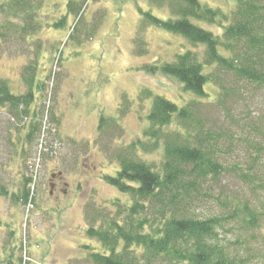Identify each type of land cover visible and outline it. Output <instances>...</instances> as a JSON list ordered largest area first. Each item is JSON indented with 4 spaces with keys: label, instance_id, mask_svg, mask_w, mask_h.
<instances>
[{
    "label": "trees",
    "instance_id": "1",
    "mask_svg": "<svg viewBox=\"0 0 264 264\" xmlns=\"http://www.w3.org/2000/svg\"><path fill=\"white\" fill-rule=\"evenodd\" d=\"M33 1L7 0L12 18L21 19L22 37L35 43L42 21L35 6L40 1ZM65 3L64 13L50 28L68 31L64 45H81L102 20L86 18L85 0ZM148 4L169 17L161 20L139 10L133 53H146L143 34L151 27L200 48L142 68L148 75L177 81L191 98L179 104L149 90L139 93L144 100L151 98L141 138L111 154L118 169L103 179L127 200L112 202L113 215L88 205L85 235L101 248L88 253L89 264H264L256 247L258 240L264 242V124L263 119L246 122L240 110L248 92H264V0H233L225 14L198 0ZM35 47L36 59L42 57V46ZM37 65L28 64L20 72L23 92L18 95L0 79V106L19 123L36 97L46 92L50 77H39ZM118 118L101 117L99 132L104 126L124 132ZM36 121L37 114L25 126L30 146L40 131ZM157 151L158 164L141 159ZM31 178L23 175L11 192L0 185V196L21 207L32 204ZM9 233L13 236L14 230ZM10 238L11 256L0 264H26L23 241Z\"/></svg>",
    "mask_w": 264,
    "mask_h": 264
},
{
    "label": "rangeland",
    "instance_id": "2",
    "mask_svg": "<svg viewBox=\"0 0 264 264\" xmlns=\"http://www.w3.org/2000/svg\"><path fill=\"white\" fill-rule=\"evenodd\" d=\"M39 1L35 6L40 9L38 20L42 21V30L34 35V40H39L32 43L22 37L21 19L12 18L9 2L0 0V79L18 95L23 92L20 72L24 66L38 63V76L50 77L45 81L46 92L36 97L22 122H17L0 106V185L11 192L23 175L31 176L29 189L33 197L32 204L21 207L9 197L0 196V260L10 258V237L17 236L26 246L21 256L23 263L89 264L88 253L101 252V248L85 235L88 205L113 215L116 208L112 202L118 200L123 204L127 200L103 179L105 175L114 176L118 169L111 154L141 138L151 98L144 100L139 93L149 90L153 96H163L179 104L191 98L182 92L177 81L161 74L148 75L142 68L170 62L177 52L200 48L151 27L143 34L146 53L134 55L139 10L161 20L169 17L166 11L149 7L148 0H85L86 18L102 21L83 44L64 45L68 31L50 27L61 18L67 0H34L33 3ZM198 1L224 14L233 7V0L232 3L231 0ZM37 44L42 46L44 58L39 54L36 59ZM213 96L214 93L212 99ZM244 99L240 105L242 118L253 123L263 119L264 124V92L257 95L248 92ZM35 114L40 131L30 146L25 141V126ZM104 116H118L117 122L124 132L105 130L104 126L100 133L99 121ZM23 148L26 154H22ZM160 158L161 151L141 155V159L153 164H158ZM51 170L62 173L65 193L49 196ZM10 230H14L13 236ZM256 247L264 256V242L258 240ZM13 253L15 257L16 252Z\"/></svg>",
    "mask_w": 264,
    "mask_h": 264
},
{
    "label": "flooded vegetation",
    "instance_id": "3",
    "mask_svg": "<svg viewBox=\"0 0 264 264\" xmlns=\"http://www.w3.org/2000/svg\"><path fill=\"white\" fill-rule=\"evenodd\" d=\"M64 187V188H63ZM49 196H53L54 193H65V183L62 173L60 171L51 170L48 177Z\"/></svg>",
    "mask_w": 264,
    "mask_h": 264
}]
</instances>
